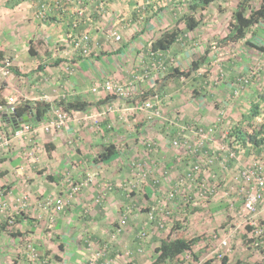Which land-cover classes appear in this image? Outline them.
Masks as SVG:
<instances>
[{"label": "crops", "instance_id": "obj_1", "mask_svg": "<svg viewBox=\"0 0 264 264\" xmlns=\"http://www.w3.org/2000/svg\"><path fill=\"white\" fill-rule=\"evenodd\" d=\"M6 1L0 0V51L4 54V58H9L10 64L21 74L18 76L13 73L5 74L0 63L2 97L5 100L13 97L18 101L52 102L65 93L69 95L68 98L84 99L91 103L86 111L69 113L64 127L48 132L39 129L36 138L31 141L28 138L11 135L8 151L0 153V187L5 189L4 197L10 211L16 208L17 198L22 195L30 198L31 203L21 210L23 213L17 224L23 226V229L28 228L27 234L33 239L38 250L50 253L51 264H80L88 257L84 252L86 248L82 246L83 240H79L81 230L77 229L81 227L85 229L86 225L83 224L85 223L83 220H72L68 215L69 212L74 217L75 210L81 212L88 207L92 217L97 216L100 218L99 223H104L102 219H106L107 211L113 207V203H117V200L128 203L132 193L138 192V189H143L148 195L155 193V187L150 186L140 175L131 176L130 174L131 180L124 182V175L127 173L123 168L120 172H116L111 167V163L124 157V153L128 155L127 151L134 150L132 147L126 152H120L118 143L122 141L141 143L142 129L149 131L157 128L154 126L155 120L147 119L146 112L135 109V105L127 103V99L116 98L102 91L92 92V86L105 78L126 81L132 75L131 73H137L142 80L136 83L134 92L140 91V87L145 86L146 83L154 89L159 85L155 81H150L154 71L151 70V75H146V72L155 66V62L162 59L168 66L188 68L190 61L205 49L201 46L199 54L196 55L190 46L192 40L196 44L195 41L198 38L196 33L200 30V25L206 27V24H201L202 21H200L197 29L184 33L183 37H180L178 42L165 53L153 54L150 52L151 42L162 31L171 28L182 13L176 14L173 10L172 13L170 12L172 16L162 18L156 12L157 16L154 15L144 22L145 9L141 11L138 9L142 0H103V2L100 0H70L69 2L23 0L12 8L6 7ZM42 5L47 8L46 19L39 20L35 14ZM81 7L85 11L77 29L80 33L87 32L90 35V56L77 54V51L72 50L67 39L69 34L67 25L76 19V10ZM135 12H138V15L134 14ZM110 31L118 33L120 39L114 40L107 37ZM31 45L34 46L33 54L29 53ZM209 56L214 64L217 61L215 51L210 52ZM148 64L151 65L148 66ZM217 67L218 65H214L210 69L212 73L207 72L205 77H191L196 84L202 85V88L192 86L190 83L187 92L169 95V101L166 92L162 96L152 95L150 98L157 97L160 100L165 117L178 118L182 123L191 122L208 126L219 118V112H222L223 106L231 107L229 101L224 102V105H218L217 102L224 97L222 87L229 84L227 80L233 78L235 81L236 79L233 77L237 67L234 61L231 60V65L230 61L226 62L223 68ZM140 68L146 69L142 75L139 73ZM205 69L206 66L203 64L196 73L199 74ZM217 69L218 71L224 69L226 80L221 82L216 80ZM196 73L195 76H197ZM155 74L158 75V71ZM219 76L221 77L220 73ZM244 77L247 78V75ZM262 78L264 83V75L260 77ZM184 79L186 78L180 77L179 80ZM179 80L171 78L164 83V86L170 81ZM250 88L251 92L248 96H254L255 88ZM193 89H197L199 94L195 96ZM165 90L166 87L162 91ZM108 96L111 98H107ZM101 100L106 101L97 103ZM53 113L54 111L51 110L47 118ZM241 119L242 114L238 120ZM229 120L222 116V122H219L218 128L227 126ZM46 121L47 119L37 125L40 126ZM123 121H127V125L133 123L135 130H126L125 125L121 126ZM4 123L0 124L5 127L6 123ZM161 123L164 125L162 127L166 134L164 139L163 134L158 133L157 130L149 131L158 143L151 162L163 163L166 169L173 168L169 170V180H165L171 185L174 177L184 171L187 161H178L182 152L180 148L172 147L167 137V134L175 131L176 128H170L166 122L161 121ZM112 143L117 149L116 156L108 162L96 160L101 147ZM107 167L111 170H107ZM152 167L154 169L155 165L152 164ZM178 171L180 173L177 174ZM143 173L146 174V172ZM66 174H70L76 181L90 176L91 183L72 199L70 210L64 208L62 212L55 214L54 221L49 222V213L43 212L34 200L48 195L66 197L68 186L63 179ZM157 177L160 175L158 174ZM122 181L124 183L120 184ZM159 186L160 184L157 185ZM94 196L97 197L94 199ZM97 198H99L98 202H96ZM121 208L127 214L126 209ZM45 225L48 226L47 230L44 228ZM96 227L94 225V228ZM72 229L75 231L73 232ZM104 229V225L99 224L97 230L94 229V234L101 238ZM76 232H79L78 236L75 235ZM135 245L137 247L136 240ZM19 255L24 257L22 250ZM90 258L92 259V255ZM121 259L115 261L118 264H124L125 262ZM138 262L139 258H136L135 263L139 264ZM15 263L14 260L13 264Z\"/></svg>", "mask_w": 264, "mask_h": 264}, {"label": "built area", "instance_id": "obj_2", "mask_svg": "<svg viewBox=\"0 0 264 264\" xmlns=\"http://www.w3.org/2000/svg\"><path fill=\"white\" fill-rule=\"evenodd\" d=\"M69 2L70 0H64ZM103 2V0H100ZM150 0H142L138 9L144 10ZM83 7L76 10V19L73 20V26H76L78 20L84 15ZM47 8L42 5L36 12L39 20L46 18ZM107 37L119 40L120 35L115 31H110ZM67 38L70 40L69 45L77 54L90 56V35L87 32L79 34H69ZM5 64H10L9 58L4 59ZM4 71V70H3ZM126 81L121 82L110 78H105L91 88L92 92L102 91L105 94L115 96L116 98L128 99L134 94L136 83L142 80L138 74L131 73ZM144 77V76H143ZM248 82V78L240 76L235 79L236 85L233 87V94H237L239 88ZM69 95L61 94L60 98H68ZM58 99V98H57ZM23 101V100H20ZM19 101L16 98L9 97L4 105L0 104V114L14 117L15 106ZM146 112V118L149 120H162L166 122L170 128H176L167 134L170 145L174 148H184V154L178 161L186 160L187 166L182 173L175 177L170 185L166 199L171 205L165 203L159 204L147 213V220L154 222L157 227L164 228L168 226L166 218L184 221L191 209H202L213 201H219L226 204V210L230 216L229 227L221 232H213L208 234L203 241L206 247L205 257L209 264H227L224 259L228 258L233 252L230 239L236 235L240 229H246L245 240L247 247L250 245L253 249L258 247L264 248V150L259 153L251 151L248 155L249 159L246 163L241 161L244 148L241 144H237L234 136H229L230 128H218L219 122H222L223 112H219L220 116L215 122L208 126H202L197 123L179 122L178 118H168L163 116L160 100L157 97L145 99L134 106ZM53 115L46 122L38 126L30 122L22 123L18 128H14L9 133L4 132L0 127V153L8 151L11 144V135L16 137L28 138L29 141L36 138L39 129L45 132L52 129H60L64 127L68 114L60 108L52 109ZM260 115V114H259ZM258 115V116H259ZM8 118V117H7ZM264 118V114H261ZM176 126V127H175ZM250 131V130H248ZM147 147L151 148V143L146 142ZM251 145L247 143L249 148ZM30 155V153H28ZM233 165L235 173L230 179H225L220 171H227L228 166ZM146 174L143 173V176ZM164 179L169 180V175L165 171ZM64 181L68 186L66 197L48 195L39 202L38 207L45 213H49V222L54 221L55 214L63 211L66 201H71L80 191L91 183L90 176L80 181L73 180L70 174L64 176ZM231 181V183H230ZM158 182V180L156 181ZM155 182V183H156ZM130 192V190H129ZM5 189L0 187V214L8 222V227H13L15 215L21 216L23 209L28 207V196L22 195L16 199V208L10 211L8 202L5 200ZM66 198L67 200H64ZM99 201L97 198L96 202ZM241 202L240 206L236 203ZM180 203L181 205H178ZM178 205V206H177ZM169 206H171L169 208ZM173 206H177V211H182L184 216H173ZM188 207V211L184 208ZM164 214L165 217L159 216ZM127 214L124 212L119 216L118 222L115 224L112 236L119 234L126 225ZM174 224L172 220V225ZM172 225L170 227H172ZM136 251L143 252V245L148 238L147 230L144 226L137 232L135 236ZM91 237L86 236L84 242L87 246L91 244ZM26 264H50V259L44 254H39L35 245L30 240H26L22 250ZM106 245L102 249L96 251L90 258V262L86 264H115L112 259H105ZM189 264H205L207 260L201 257L199 260L190 254ZM153 259V258H152Z\"/></svg>", "mask_w": 264, "mask_h": 264}, {"label": "rangeland", "instance_id": "obj_3", "mask_svg": "<svg viewBox=\"0 0 264 264\" xmlns=\"http://www.w3.org/2000/svg\"><path fill=\"white\" fill-rule=\"evenodd\" d=\"M170 1L172 0H150V3L155 4V12H158V15H160L162 18H164L165 16L166 18L172 16L171 13L173 10L176 14L179 12H184V5L182 3L178 4V6L170 5L168 7ZM179 1L184 2L185 0H175L176 3H178ZM238 1L239 0H217L212 3L203 13H201V16H198V18H200L202 21L201 24H206V27H202L200 25V30H198L196 33L198 35V38L195 41L196 44L193 43V40L191 41L192 44L190 46V49H192L194 53L196 52V55L199 54L198 52L201 50V46L206 47L207 44L214 42L215 38H217L216 36L222 37L228 32L227 26L229 21L231 20L232 12L236 8V4ZM260 1L261 0H251V7H256ZM154 15H156V13H154ZM207 23H209L210 25ZM245 39L253 43L257 42V44L264 46V21L251 27L248 33L246 34ZM245 39L231 43L225 47L214 49L215 59H217V61L214 64H212V62L210 61L209 65L206 66V68H208L209 70L208 74H210L212 73L210 72V69L213 68L214 65H218L217 68H219L220 65H222L223 63V66H221L223 68L224 64H226V62H228V60L231 58L237 66L233 74L234 79L244 75H247L248 78V83L246 86H237L239 88V91L235 95L233 94L232 90L236 83H234L233 81L230 82V80L228 79L227 82H229V86L227 85L222 87V89L224 90V97L219 99L220 101H218L217 104L224 105V102L226 101H229L231 103V107L228 106L226 108L225 106H223L221 108L224 114L223 117L225 116L226 118L230 119L228 125L222 128H229L230 126H233L235 122L240 124L239 121L241 120H238L240 115L245 114L251 105L250 96H248V93L251 92L250 87L255 88L254 95L257 91H259L260 87H264V83L262 82L263 78L260 79V77L264 75V52H259L258 50L246 44ZM155 73L156 72L154 71L152 74L153 77H150V81L152 82L156 81L157 75ZM204 73L205 70H201L199 74ZM219 73L221 77L219 76ZM225 74L226 72H224V69L222 71H218L217 69V72H215L216 80L220 82L224 79L226 80L227 76ZM253 75H255L254 81L251 80V76ZM192 78L190 76L184 80H179V78V81L168 82L165 86L166 90L164 91L168 95V101L170 98L169 95L173 96V94L177 92L181 94H184V91L187 92L189 90L188 88L190 87V83L192 86H195L196 83L195 81H193ZM250 80L252 82H250ZM149 85V83H146L145 86L140 87V91H135L131 99L135 96H139V94L141 92H145V90H150L151 88L149 87ZM156 87L157 86L154 87L155 90L157 89ZM135 93L137 94L135 95ZM126 101L129 104H132L133 102L130 99H127ZM165 106L166 105H164V107ZM259 107L260 115L252 120V125L254 127H257L263 120V118H261V114H264V102L260 103ZM161 108H163V105L161 106ZM161 121L162 120H155L154 126H156L157 128L152 129L153 131L157 130V132L160 134L162 133L164 139L166 137V134H164V125L161 123ZM127 124V121L121 122V126L125 125L124 128H126V130H135L133 123H129V125ZM250 127L251 126L247 124L244 126V128ZM149 131H144V129H142L143 133L140 137L141 143H135L134 141H131V144L128 143V141L119 142L117 147H119L118 150L120 152H126L128 148L132 149V147H134V150L127 151L129 153L128 155L124 153V157L111 163V167L114 168L116 172H120V169L123 168L124 172L127 173L126 175H124V182L131 180V177H129L130 174L131 176L140 175V177H142L144 181H146L145 179L149 175L148 177L156 178L160 186H156L154 188L155 193L151 195H148L146 192H144L143 189H138V192L132 193L131 200L128 203L119 202V200H117V203H113V207H111V209L107 211V215L105 216L106 219H102V221L104 220V223H99L100 218H98L97 216L92 217L90 209L88 207L86 209L84 208V211L81 212H77V210H75L74 217H72L69 212L68 215L72 220H83L85 222L83 224L86 225V228L82 229V227L77 224L78 227H81V229H77L81 230V233H75V235L77 236L79 234V240H83L82 246L86 248L84 249V252L85 256L88 257L87 260H83L80 264H86L90 262V256L93 255L96 251L102 249L104 245H106L105 259H112L115 261L117 259L122 258L121 260L125 262L124 264H131L136 262V258H139V264H149L155 254L154 249L158 246L161 239H164L168 235H171V237H176L180 234L182 236H186L187 238H199L193 247V253L186 252L182 254L179 257V261L177 262V264H189L190 257L187 258V260L185 257L188 254H190L192 257L196 255L197 260H199V258L201 257L203 260H207L206 262L209 263L208 259H206L205 257V252L207 249L204 246V242L203 239H201V236L202 238H205L208 234L218 231L221 232L223 231V229L229 227L230 216L226 210V204L219 201H213L202 209H191L189 211L190 213L187 214L184 221L179 220V227L174 231H172V220L174 219L166 218L164 214H159V216L165 217V221L168 224V226L164 228H159L154 222H149L147 220V213L152 208L157 207L159 204L165 202L166 204L171 205L170 202L166 199V194L170 187V184L166 182L168 181L167 179H164L163 173L166 171L169 175V170L173 169H166L162 165L163 163L156 164V161H153L154 163L151 162V160L153 159L155 148L158 147V143L153 139L154 137L150 134ZM147 141L151 143L150 150L146 145ZM180 150L182 152L180 153V155L184 154V148L180 147ZM249 154L250 153L248 152L247 148H244L241 161L246 163L249 159ZM152 164L155 165L154 169L152 167ZM117 168L119 169L117 170ZM107 170L111 169L107 167ZM143 172H146L147 175L143 176ZM178 173H180V171H178L177 174ZM220 173L225 179L228 180L233 175V173H235V169H233V165H229L227 171H220ZM158 174L160 175V177H157ZM123 181L120 182V184H123ZM96 197L97 196H94V199ZM42 198L44 197L36 198V200H34L35 204H37V202H39V200H41ZM63 199L67 200L66 198ZM71 202L72 200L66 201L64 207L66 208V210L71 209ZM28 203H31L30 198L28 199ZM178 205L181 204L178 203ZM236 205L240 206L241 202H237ZM96 206L100 207V205ZM121 207L125 208L127 211L128 222H126V225L119 234L112 236L114 226L118 222L119 216H121L123 212ZM128 209H130V211ZM178 212L179 213L177 214V218L184 216V213L182 211L179 210ZM3 220L4 218L0 214V226ZM99 224H103L105 227L104 231L102 230L103 233L100 232L101 238L96 233L94 234ZM94 225L97 227L94 228ZM141 225L146 228L148 238L143 245V252L138 253L136 251L135 236L138 230L141 229ZM171 225L172 227H170ZM44 228L46 229L48 228V226L45 225ZM9 230L12 231L9 232L8 230L5 231L0 229V263L13 264V261L15 260V264H26L24 257L20 256L19 254L20 251L23 250V246L26 240H30L31 242H33V239H31L30 236L27 234L28 228L23 229V226L18 225L16 223V225L9 228ZM72 230L73 232L75 231L74 229ZM11 232H14V235H11ZM246 233V229L242 228L236 235L231 237L230 242L233 252L226 259L228 264L257 263L263 261V252L261 253V251L259 250H253V248L247 247L245 244H243V240H245ZM86 236H90L92 240L89 246H87L84 242ZM35 248L37 249V247ZM37 251L39 252V254H44L48 256L51 262V256H49L50 253L41 252L38 249ZM115 264L118 263L115 261Z\"/></svg>", "mask_w": 264, "mask_h": 264}, {"label": "trees", "instance_id": "obj_4", "mask_svg": "<svg viewBox=\"0 0 264 264\" xmlns=\"http://www.w3.org/2000/svg\"><path fill=\"white\" fill-rule=\"evenodd\" d=\"M23 0H7L6 1V7L12 8L15 5H17L19 2ZM82 1V0H81ZM217 0H185L184 2H178L176 3L175 0L170 1L168 4V7L170 5L178 6V4H183L185 7V11L182 13L181 16H179L174 24L171 26V28L166 29L160 33V35L154 39L150 44V52L153 54H156L158 52L165 53L167 50H169L173 44H176L180 37L182 38L184 33L193 31L198 28L201 19L198 18V16H201V13H203L212 3H214ZM251 0H239L236 4V8L232 12L231 20L228 23L227 30L228 32L226 35H223L222 37L215 38L214 42L207 44L204 51L196 56L194 59H192L189 63V67L186 69H180L177 66H167V63L162 59L161 61L155 62V66L151 67L147 72V74H152V71L157 72L158 75L156 76V83L157 89L151 88L150 90H145V92H141L139 96H135L132 99V104L137 105L141 101L150 98L152 95H158L162 96L165 94L164 91V83L168 81L169 79H179L180 77L188 78H200L205 77L206 73L209 71L208 68L205 69L204 74H197V70L200 68L201 65L205 64V66L209 65L210 62V52L215 51L214 49H218L220 47H225L231 43L240 41L245 39L246 34L248 33L249 29L253 27L254 25H257L264 21V0H261L259 4L256 7H251L250 5ZM154 3H149L145 6V19L148 20L149 18L153 17L155 10H154ZM141 11V10H140ZM134 14L138 15V12H135ZM139 17V16H138ZM46 19V18H45ZM82 22V19L78 20V23L76 26H73V20L67 25V31L68 33L71 32L72 36L73 34H79L78 27L80 23ZM182 25V26H179ZM68 39V38H67ZM69 40V39H68ZM70 41V40H69ZM245 43L249 46L253 47L254 49L258 50L259 52H264V46L257 44V42L253 43L247 39H245ZM34 46H30L29 53L33 54ZM4 54L0 51V63L3 67L5 74L13 73L15 75H20L21 73L11 64H5L4 62ZM231 58L228 60L230 61L231 65ZM2 61V62H1ZM160 62V65H159ZM233 62V61H232ZM151 64H148L150 66ZM146 69L140 68L139 73L142 75L144 74ZM151 72V73H150ZM194 73V74H193ZM195 73L197 76H195ZM137 74V73H135ZM151 77H153L151 75ZM255 75L251 76V80L254 81ZM250 80V82H252ZM235 81L233 78H231L230 82ZM248 82L244 83L243 86L247 85ZM163 84V85H162ZM206 86V85H205ZM196 87H201L200 84H196ZM193 94L196 96L199 94V91L197 89H193ZM112 96V95H111ZM111 96H108L107 98H111ZM5 99L0 94V104L5 103ZM106 100L98 101L97 103H103ZM264 102V87H260L259 91L255 93V95L250 96V107L248 111L245 114H242V119L239 121L240 124L235 123L233 126H230L229 128V136H234V141L237 144H241L243 147L246 146L249 153L251 151L255 153H259L262 150H264V118L262 122L257 126L254 127L252 125L253 118L257 117L260 114V103ZM90 103L88 100H81L76 98H58L56 100H53L52 102H48L45 100H36V101H19L17 105L15 106L14 115L17 118H23L24 116H27L29 118V122L32 124H38L47 118V115L49 112L54 108H60L67 113H71L73 111H86L88 107L90 106ZM0 120L1 124L2 122L5 124L3 127L0 124L1 129L4 132L9 133V131L14 130V126L11 123L10 119L7 117H3L0 114ZM250 125V128H244L245 125ZM250 130V131H248ZM247 143H250V147H247ZM245 148V149H246ZM117 149L116 146L112 144L104 145L101 147V149L98 152V155L96 156V160L102 161V162H108L110 161L114 156H116ZM149 176V175H148ZM145 179L149 185L156 187L159 182H156V178H150L148 177ZM87 176L83 177L82 179H85ZM81 179V180H82ZM80 181V180H77ZM145 181V182H146ZM156 182V183H155ZM143 185V184H142ZM171 206H169L170 208ZM177 207V206H175ZM173 206V216H176L179 212L177 211L178 208H175ZM184 208L188 211V207L184 206ZM188 213H190L188 211ZM17 219H15V222L13 223L14 226L18 221H20V216L15 215ZM173 228L172 231L177 229L179 227L180 222L177 220H173ZM11 228V227H10ZM1 230L5 231H12L9 230L8 222L6 219L3 220L1 226ZM139 231V230H138ZM11 235H14V232H11ZM208 236V235H207ZM202 238L203 241L207 238ZM198 238L191 237L187 238L186 236H182L181 234L176 237H171V235L166 236L164 239H161L158 246L154 249V256L152 261L149 264H177L179 261V257L186 253V252H192L193 253V247L195 243L198 241ZM243 244L247 245L246 240H243ZM248 247L251 248L249 245ZM256 251L263 252V261L257 262V263H245V264H264V248L258 247V249H253ZM197 257L196 255L194 256ZM224 262H226V258L224 259ZM205 264H209L208 262H205ZM228 264V263H227Z\"/></svg>", "mask_w": 264, "mask_h": 264}, {"label": "water", "instance_id": "obj_5", "mask_svg": "<svg viewBox=\"0 0 264 264\" xmlns=\"http://www.w3.org/2000/svg\"><path fill=\"white\" fill-rule=\"evenodd\" d=\"M8 117L15 128H18L20 124L29 122V118L24 116L23 118L14 117L12 114L6 115L4 117Z\"/></svg>", "mask_w": 264, "mask_h": 264}, {"label": "clouds", "instance_id": "obj_6", "mask_svg": "<svg viewBox=\"0 0 264 264\" xmlns=\"http://www.w3.org/2000/svg\"><path fill=\"white\" fill-rule=\"evenodd\" d=\"M4 117V116H3ZM6 117V116H5Z\"/></svg>", "mask_w": 264, "mask_h": 264}]
</instances>
